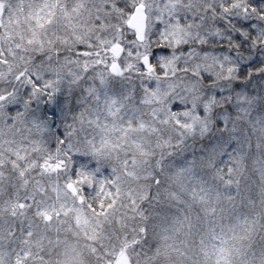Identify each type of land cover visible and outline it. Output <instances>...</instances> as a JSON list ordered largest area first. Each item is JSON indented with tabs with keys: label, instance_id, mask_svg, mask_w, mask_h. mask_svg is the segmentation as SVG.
Instances as JSON below:
<instances>
[{
	"label": "snow or ice",
	"instance_id": "1",
	"mask_svg": "<svg viewBox=\"0 0 264 264\" xmlns=\"http://www.w3.org/2000/svg\"><path fill=\"white\" fill-rule=\"evenodd\" d=\"M0 264H264V0H0Z\"/></svg>",
	"mask_w": 264,
	"mask_h": 264
}]
</instances>
